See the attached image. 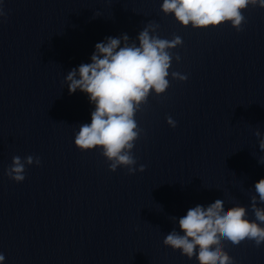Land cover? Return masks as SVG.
<instances>
[{
  "label": "clouds",
  "instance_id": "clouds-1",
  "mask_svg": "<svg viewBox=\"0 0 264 264\" xmlns=\"http://www.w3.org/2000/svg\"><path fill=\"white\" fill-rule=\"evenodd\" d=\"M249 6L264 8V0H163L161 11L165 16L172 15L184 27L207 29L230 23L242 31L246 22L243 13ZM5 16L0 6V18ZM159 27L155 21H148L136 38L138 44L126 33L106 37L95 45L90 63L80 64L65 76L69 94L80 90L95 106L91 123L79 126L74 144L80 151L101 150L112 172L119 167L127 168L129 174L146 170L143 164L135 167L133 149L143 131L136 114L143 110L150 95L166 92L170 87L169 76L180 81L188 79L185 74L171 71L173 58L177 62L181 59L171 50L183 44L182 38L178 35L170 40L161 38ZM166 122L176 127L177 122L171 116ZM255 135L260 137V131ZM259 149L264 152V138L259 140ZM258 162L264 164V156ZM34 163L39 166L40 158L13 156L5 174L17 183L23 182L26 166ZM224 203L223 199H217L207 207L189 208L178 220L179 231L174 228L169 232L163 244L179 250L190 260L195 257L198 264H234L233 257L224 250L225 244L237 247L245 240L254 241L257 247L264 244V207L258 206L264 204V178L255 184L250 196L255 219L248 218V208L236 205L225 210ZM4 261L0 252V264Z\"/></svg>",
  "mask_w": 264,
  "mask_h": 264
}]
</instances>
